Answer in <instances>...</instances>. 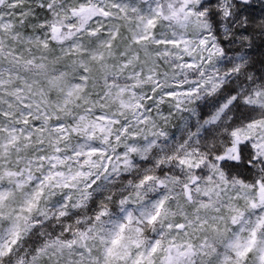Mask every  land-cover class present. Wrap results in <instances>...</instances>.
Listing matches in <instances>:
<instances>
[{"label": "snow or ice", "instance_id": "obj_1", "mask_svg": "<svg viewBox=\"0 0 264 264\" xmlns=\"http://www.w3.org/2000/svg\"><path fill=\"white\" fill-rule=\"evenodd\" d=\"M0 264H264V0H0Z\"/></svg>", "mask_w": 264, "mask_h": 264}]
</instances>
